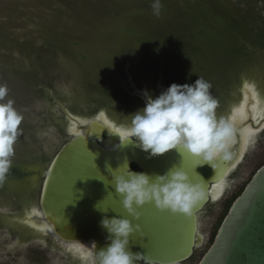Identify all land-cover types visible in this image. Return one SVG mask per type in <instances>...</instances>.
Listing matches in <instances>:
<instances>
[{
  "label": "rangeland",
  "instance_id": "1",
  "mask_svg": "<svg viewBox=\"0 0 264 264\" xmlns=\"http://www.w3.org/2000/svg\"><path fill=\"white\" fill-rule=\"evenodd\" d=\"M159 2L156 15L155 0H0V86L8 89L4 101L13 100L23 116L11 166L18 171H9L0 182V264H80L77 256L11 220L37 202L45 168L67 135L68 122L50 91L75 115L91 117L103 110L124 125L143 105L124 92L113 99L101 80L122 82L126 72L148 87L156 81H180V69H186L183 82L201 76L212 84L217 117H225L239 102L245 83L254 84L264 98V45L253 35L257 27L264 28V0H210L208 12L196 0ZM188 8L225 22L229 13L227 24L246 32L236 30L225 41L221 27L223 39L215 51L192 32L196 25L180 26ZM209 20L213 26L215 18ZM193 37L199 40H186ZM254 100L255 117L257 102L264 114V103ZM262 163L264 130L231 170L215 212L203 219L204 244L183 264L197 263L208 246L211 225L225 213L223 202L233 200Z\"/></svg>",
  "mask_w": 264,
  "mask_h": 264
},
{
  "label": "water",
  "instance_id": "2",
  "mask_svg": "<svg viewBox=\"0 0 264 264\" xmlns=\"http://www.w3.org/2000/svg\"><path fill=\"white\" fill-rule=\"evenodd\" d=\"M200 1L211 4L210 0ZM126 80L133 81L128 72ZM247 84L255 87L254 84ZM243 87L241 103L248 95ZM132 88L136 95L146 101L144 90L140 92L134 85ZM254 89L257 98L264 103V98ZM57 104L68 120L66 133L69 138L58 146L50 158L40 182L37 202L22 215L12 216L11 220L37 232L64 250L68 243L80 244L90 250L93 241L97 249L106 246L107 232L100 226L102 217L119 215L132 219L133 224L139 223L145 233L143 238L138 233L130 237L129 246L133 252H144L157 264H183L190 259L202 243V235L198 231V212L209 197H213V186L221 181L227 182L226 177L233 168L229 167L225 171L224 166L231 165L237 158L245 126L235 122L238 143L233 147L235 155L230 161L217 158L207 162L187 153L181 155L175 149L150 158L134 142L121 140L115 129H124L127 125L111 120L105 111L99 110L92 117H82L71 114L59 100ZM238 106L236 104L230 109L227 118L231 117L233 108ZM247 119L254 122L251 112L247 113ZM82 120L88 123H81ZM247 126L253 131L257 130L252 123ZM254 138L251 135L243 155ZM193 159L199 161L194 169L185 168V162ZM125 161L130 167L133 164L139 169L133 171H143L152 176L162 174L173 166L182 167L194 182L202 184L206 192L205 199L194 207L191 217L168 210L161 211L153 203H146L138 208L141 212L139 219H133L123 208L122 197L115 191L108 171L109 166L115 170ZM202 166L210 168L208 176L198 170ZM117 170L123 171V167ZM80 264L83 263L80 261ZM196 264H264V164L254 171L234 198L211 243Z\"/></svg>",
  "mask_w": 264,
  "mask_h": 264
},
{
  "label": "clouds",
  "instance_id": "3",
  "mask_svg": "<svg viewBox=\"0 0 264 264\" xmlns=\"http://www.w3.org/2000/svg\"><path fill=\"white\" fill-rule=\"evenodd\" d=\"M152 7L154 14L159 15V0ZM211 88L212 84L199 76L193 83L173 82L155 97L145 92V104L131 115L123 134L119 133L121 140L134 142L150 158L175 149L181 155L187 153L207 162L217 158L232 160L235 122L217 117L218 101ZM7 95L8 89L0 86V182L12 166L23 120L14 101H4ZM121 167L123 171H118ZM117 169L108 167L115 191L122 197V206L133 219H139L138 208L146 203H153L161 211L191 217L194 207L206 196L202 184L194 182L182 167L173 166L154 176L133 171L127 161ZM100 226L107 232V243L97 249L93 241L88 264H157L149 255L133 252L129 246L134 234L138 233L140 238L145 236L139 223L133 224L132 219L115 215L103 216Z\"/></svg>",
  "mask_w": 264,
  "mask_h": 264
},
{
  "label": "flooded vegetation",
  "instance_id": "4",
  "mask_svg": "<svg viewBox=\"0 0 264 264\" xmlns=\"http://www.w3.org/2000/svg\"><path fill=\"white\" fill-rule=\"evenodd\" d=\"M173 82H175V83H178V84H184V83H189V82H183V81H176V80H170V81H168V82H164V81H156L155 83H154V85L153 86H151V87H148V86H142V85H140L138 82H136V81H132V82H128L127 80H125V81H120V82H118V81H116V83H115V86H112L111 88H110V90H109V92H110V96L113 98V99H116V97H118L119 95L121 96L122 94H123V92L124 93H128V95H132L133 97H135L137 100H139L140 102H141V104L144 106V104H145V100L141 97V96H139V95H136L135 93H134V91H133V88H132V85H134L135 86V88L138 90V91H145V92H147L148 94H150V95H152L153 97H155L152 93H151V89L150 88H153L155 91H156V93H157V96L164 90V89H166L170 84H172ZM250 85V84H249ZM221 88H225V87H223V86H220ZM242 87L243 86H240V93H241V96H240V100H239V102L237 103L239 106H240V104L239 103H241V101L243 100V92L241 91L242 90ZM253 87V86H252ZM244 88V87H243ZM253 88H255V87H253ZM255 90V89H254ZM50 94L53 96V98H54V100H55V103H56V105H57V107H58V109L60 110V112L62 113V115L64 116V118L67 120V118H66V116H65V114L63 113V111L61 110V108L59 107V105L57 104V100H59L58 98H56L55 96H54V94H53V92L52 91H50ZM256 94V93H255ZM251 96V93H248V101H247V104H246V106H245V109H246V112L249 114L252 110H251V102H252V98L250 97ZM256 99H257V96H256ZM61 103H62V105L65 107V108H67L66 106H65V104L61 101V100H59ZM263 102H260V104H262ZM68 109V108H67ZM263 109H260V108H258V102H257V116L255 117V120H254V118H253V120H254V122L252 121L251 122V120H248V119H245V120H243V121H241L240 123V125H244L245 127H248L247 125L249 124V123H252V126L253 127H256L257 128V130L256 131H254V134H253V136H255V138H254V140L257 138V136L264 130V114L261 112ZM68 111L71 113V114H73L69 109H68ZM262 113V115H259V114H261ZM97 114V113H96ZM95 114V115H96ZM73 115H75V114H73ZM95 115H93V116H95ZM92 117V116H91ZM228 117V114H226L225 115V118H227ZM111 120H114V119H112V118H110ZM115 121V120H114ZM250 121V122H249ZM67 122H68V120H67ZM249 122V123H248ZM244 127V128H245ZM67 134V133H66ZM68 138H69V136H68V134L66 135V137L62 140V142L60 143V144H62V143H64L65 141H67L68 140ZM253 140V141H254ZM236 143H238V141L236 142ZM253 143V142H252ZM251 143V144H252ZM240 144H241V141H239V146H240ZM250 144V145H251ZM249 145V146H250ZM249 148V147H248ZM247 148V149H248ZM239 149V148H238ZM247 151V150H246ZM246 151L244 152V155H243V157H242V159L244 158V156H245V153H246ZM241 159V160H242ZM241 160H240V162L237 164V166L241 163ZM262 164H264V163H262ZM262 164H260V165H262ZM259 165V166H260ZM236 166V167H237ZM131 169H134V170H139L135 165H131ZM204 176H208L210 173H211V170H210V168L209 167H207V166H202V167H200L199 169H198ZM231 173H229V175H230ZM229 175H228V177H226V180H227V182H225L224 183V185H223V190L221 191V193L217 196V198L216 199H213L212 197H209V200L207 201V203L204 205V207L198 212V231L201 233V235H202V243H201V246L204 244V242H205V238H206V235L203 233V231L201 230L202 229V224H203V219H205L206 217L208 218V217H210L214 212H215V203H217V200L221 197V195L223 194V192H225V189H226V186H227V184H228V182H229ZM242 191V190H241ZM240 191V192H241ZM236 197V196H235ZM234 197V198H235ZM234 200V199H233ZM232 200V201H233ZM232 201H231V203H232ZM230 203V204H231ZM230 204H229V206H230ZM226 206H227V201L225 200L224 202H223V207H222V211H223V209L225 210V213L223 214V216L221 217V216H218V217H216V220H215V222L211 225V231H210V234H209V242H208V245L211 243V241H212V239H213V237H214V235H215V233H216V231H217V228L219 227V225H220V223L222 222V220H223V218H224V216H225V214L227 213V211H228V208H229V206L226 208ZM200 246V247H201ZM199 247V248H200ZM199 248H197V249H199ZM197 249H195V251L197 250ZM194 251V252H195Z\"/></svg>",
  "mask_w": 264,
  "mask_h": 264
},
{
  "label": "trees",
  "instance_id": "5",
  "mask_svg": "<svg viewBox=\"0 0 264 264\" xmlns=\"http://www.w3.org/2000/svg\"><path fill=\"white\" fill-rule=\"evenodd\" d=\"M249 1H251V0H249ZM196 2H198V4L200 6L203 5V8L205 9L206 12L209 11V8H206L207 5L205 3L200 2V0H196ZM197 10H198V8H197ZM185 12H186V14H185L186 16L183 15L184 16V21H183V24H181L180 26L185 28V25H188L189 23H193L194 25H196V29H193L192 32H195L196 37L199 36L198 38L200 39V42L201 41L210 42L212 44L211 46L212 47H215L214 48L215 51H216V48L219 46V43H221L222 42V39H223L218 34L219 31H220V29L223 28L226 31L225 32L226 38L223 39L225 41H230L231 38L234 36L236 30H239V31L241 30L244 33L246 32V28H242V29L231 28L227 24L228 22H230V15H229V13L227 15L223 16V17H226L227 18V20H226L227 22H225V21H223V18L222 17H215V16H213V14H209V13H207V15H206V12L199 13L196 10L194 11L193 8H188ZM195 15H198V18H194ZM206 18L208 20L207 21H203ZM209 18H215L216 21L213 24V26L210 25V24H208L209 21H210ZM233 18L234 19H238V20L239 19L242 20L239 15H236ZM256 29H257V33H254L253 35L260 42V44L264 45V28L262 29L260 27H257ZM191 30H192V28H191ZM225 36H223V37H225ZM194 38L195 37H193L191 39H188L187 38L186 40H190V41L195 40L196 41L197 38L196 39H194ZM179 40H182V39H179ZM167 66L168 65H166V63H165V65L163 66V73L166 72ZM180 72H181V80L180 81H183L182 78H184V76L186 74V69H180ZM101 82H105V85L107 87V91L109 92L110 88L112 86H115L116 80L106 78V79L101 80ZM16 171H18V168H16V167L10 168V173H14ZM231 201L232 200H229L227 202L226 208L229 206V204L231 203ZM196 251L194 252V254L196 253ZM194 254L192 255V257L194 256Z\"/></svg>",
  "mask_w": 264,
  "mask_h": 264
},
{
  "label": "snow or ice",
  "instance_id": "6",
  "mask_svg": "<svg viewBox=\"0 0 264 264\" xmlns=\"http://www.w3.org/2000/svg\"><path fill=\"white\" fill-rule=\"evenodd\" d=\"M244 91L245 93H251L252 94V99H255L256 98V94H255V91H254V88L245 83L244 84ZM247 101H248V96L246 95L245 96V100L240 104L239 108H233L232 110V115H231V119L234 121V122H237V121H243L245 119H247V112L245 110V105L247 104ZM255 108V105L253 106ZM103 117V114L101 113V117ZM81 123H88V121L86 120H82ZM117 132L121 133V135L123 134V129H115ZM254 133L252 132V129L251 128H246L243 130V142H244V148L247 147V144L249 142V138L251 135H253ZM242 155H243V149L238 152L236 154V159L231 163V165H225L224 166V170L227 171V169L229 167L231 168H234L239 162H240V159L242 158ZM199 163L198 160H191V161H186L185 162V165L184 167L187 168V169H194V166L195 164ZM224 173L222 172L221 175H223ZM223 190V182L221 181V183H218V184H215L212 188V193H213V199H216L217 196L219 195V193ZM69 251H72L74 255H78L83 261L86 262V264H88V257L90 255L89 253V250L86 249L83 245H80V244H72L69 246Z\"/></svg>",
  "mask_w": 264,
  "mask_h": 264
},
{
  "label": "bare ground",
  "instance_id": "7",
  "mask_svg": "<svg viewBox=\"0 0 264 264\" xmlns=\"http://www.w3.org/2000/svg\"><path fill=\"white\" fill-rule=\"evenodd\" d=\"M247 96H248V95H247ZM250 97H252V94H251ZM255 103H256V102H255V100L253 99L252 102H251L252 105H251V107H250L251 110H252V111H251V115H252V118H254V119H255V108H256V106H255V108H254L253 106L255 105ZM245 106H246V105H245ZM245 110H246V109H245ZM240 122H241V121H238V123H240ZM246 128H249V127H245L244 129H246ZM244 129H243V130H244ZM243 130H242V133H243ZM252 132L254 133L253 130H252ZM250 137H251V136H250ZM249 139H250V138H249ZM236 142H237V141H236ZM242 149H243V151H244V149H245V148H244V142H243V135H242V140H241L240 147H239V149H238L239 152H240ZM223 185H224V183H223ZM220 193H221V192H220ZM220 193H219V194H220ZM72 244H73V243H72ZM72 244H69V243H68V244H65V246H64V247H65V250L69 251V246L72 245ZM69 252H70L72 255H74L72 251H69ZM75 256L78 257V259L81 261V263L86 264V262L83 261L78 255H75Z\"/></svg>",
  "mask_w": 264,
  "mask_h": 264
}]
</instances>
